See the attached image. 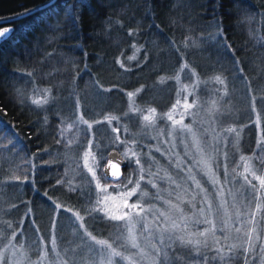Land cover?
I'll return each mask as SVG.
<instances>
[{"label":"trees","instance_id":"1","mask_svg":"<svg viewBox=\"0 0 264 264\" xmlns=\"http://www.w3.org/2000/svg\"><path fill=\"white\" fill-rule=\"evenodd\" d=\"M49 1L0 0V18L31 12L0 44L1 243L25 235L34 260L42 249L52 257L53 239L76 264V255L83 262L74 248L89 247L88 236L108 240L112 223L71 144L75 121L95 130L96 179L111 185L103 168L111 151L121 154L114 141L133 120L124 115L167 112L172 102L162 106L161 92L183 66L208 88L217 80L231 92L230 126L249 139L240 153L264 168V0H55L38 9ZM104 127L108 145L100 149ZM132 168L127 162L125 178ZM246 240L251 247L220 251L210 242L175 246L167 264H264L261 238Z\"/></svg>","mask_w":264,"mask_h":264},{"label":"rangeland","instance_id":"2","mask_svg":"<svg viewBox=\"0 0 264 264\" xmlns=\"http://www.w3.org/2000/svg\"><path fill=\"white\" fill-rule=\"evenodd\" d=\"M172 79L161 92L162 106L172 102L167 112L137 111L131 103V111L141 115H124H133L134 121L124 122L114 142L122 145L121 155L133 168L121 183L97 182V163L89 147L95 130L82 123L89 126L83 130L75 121L71 144L96 188L99 209L112 223L108 240L87 235L89 247L74 248L83 262L78 263L76 255V264H167L173 261L175 246L210 242L220 251L223 245L238 247L258 238L264 245V168H256L250 156L240 153L249 149V139L230 126L231 92L217 80L208 88L184 66ZM235 97L244 99L245 94L236 88ZM42 100L50 101L47 92ZM109 131L98 130L100 149L108 145ZM85 142L88 147L82 150ZM70 172L75 184L78 166H70ZM28 244L25 235L21 243L0 242V264H68L53 239L51 258L42 249L31 260L34 249Z\"/></svg>","mask_w":264,"mask_h":264},{"label":"water","instance_id":"3","mask_svg":"<svg viewBox=\"0 0 264 264\" xmlns=\"http://www.w3.org/2000/svg\"><path fill=\"white\" fill-rule=\"evenodd\" d=\"M55 0H51L48 3L40 6L38 9L47 8V6L51 5ZM31 12L19 14L10 18H7L6 20L0 21V24H9L16 22L27 17ZM14 30V26L6 25L0 28V44L4 41H7V39L11 36L12 32ZM127 161L122 157V155L117 151H111L108 154V157L105 162V166L103 168V174L105 178L111 182H117L120 181L123 178L124 175V169L126 167Z\"/></svg>","mask_w":264,"mask_h":264},{"label":"flooded vegetation","instance_id":"4","mask_svg":"<svg viewBox=\"0 0 264 264\" xmlns=\"http://www.w3.org/2000/svg\"><path fill=\"white\" fill-rule=\"evenodd\" d=\"M13 16H16V15H13ZM13 16H10V17H13ZM10 17H3V18H0V21H3V20H6L7 18H10ZM16 22H17V20H16ZM16 22H13V23H9V24H0V28L1 27H3V26H6V25H13L14 26V23H16Z\"/></svg>","mask_w":264,"mask_h":264}]
</instances>
